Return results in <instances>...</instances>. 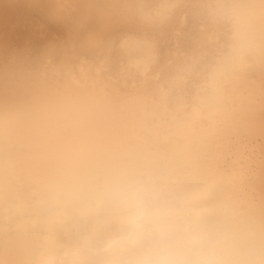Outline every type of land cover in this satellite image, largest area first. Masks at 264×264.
<instances>
[{
	"label": "clouds",
	"instance_id": "1",
	"mask_svg": "<svg viewBox=\"0 0 264 264\" xmlns=\"http://www.w3.org/2000/svg\"><path fill=\"white\" fill-rule=\"evenodd\" d=\"M0 264H264V0H0Z\"/></svg>",
	"mask_w": 264,
	"mask_h": 264
}]
</instances>
